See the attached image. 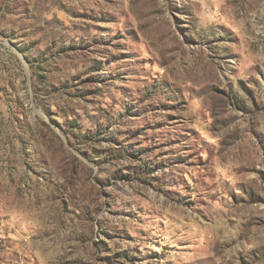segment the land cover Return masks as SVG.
<instances>
[{
	"label": "rangeland",
	"instance_id": "obj_1",
	"mask_svg": "<svg viewBox=\"0 0 264 264\" xmlns=\"http://www.w3.org/2000/svg\"><path fill=\"white\" fill-rule=\"evenodd\" d=\"M0 264H264V0H0Z\"/></svg>",
	"mask_w": 264,
	"mask_h": 264
}]
</instances>
